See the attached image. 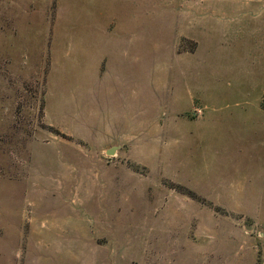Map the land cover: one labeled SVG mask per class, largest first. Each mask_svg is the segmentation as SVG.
<instances>
[{"label": "rangeland", "instance_id": "1", "mask_svg": "<svg viewBox=\"0 0 264 264\" xmlns=\"http://www.w3.org/2000/svg\"><path fill=\"white\" fill-rule=\"evenodd\" d=\"M138 10L131 0H0V264H264L258 223L237 232L208 197L220 198L208 40L181 59L171 20L114 24ZM116 34L127 41L117 62L147 81L146 128L108 155L94 87Z\"/></svg>", "mask_w": 264, "mask_h": 264}, {"label": "crops", "instance_id": "2", "mask_svg": "<svg viewBox=\"0 0 264 264\" xmlns=\"http://www.w3.org/2000/svg\"><path fill=\"white\" fill-rule=\"evenodd\" d=\"M131 1L139 9L137 14L119 16L114 24L135 25L143 31V25L171 20L178 24L174 41L181 59L192 58L201 40H208V146L220 153L214 154L220 169L219 190L214 191L220 192V198L208 197L225 211L228 217L223 219L229 218L237 232L244 219L258 223L264 242V0ZM149 5L151 17L146 10ZM182 41L194 42V51L179 52ZM126 42L121 34L110 41L114 53L98 60V85L94 87L100 149L115 155L121 144L128 143L124 135L146 128L142 116L147 108L141 104L147 95L143 70L117 62L115 49ZM179 69L184 73L194 67L184 64ZM195 100L205 111V102L198 96L190 98L192 104ZM203 119L204 115L193 121L199 125ZM224 220L221 226L227 230Z\"/></svg>", "mask_w": 264, "mask_h": 264}, {"label": "water", "instance_id": "3", "mask_svg": "<svg viewBox=\"0 0 264 264\" xmlns=\"http://www.w3.org/2000/svg\"><path fill=\"white\" fill-rule=\"evenodd\" d=\"M108 155H112V151L111 152H108Z\"/></svg>", "mask_w": 264, "mask_h": 264}]
</instances>
